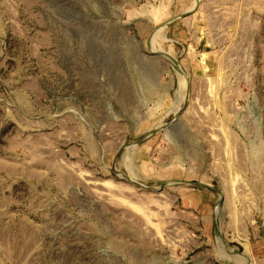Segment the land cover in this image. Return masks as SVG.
I'll return each mask as SVG.
<instances>
[{"label":"rangeland","instance_id":"374dc122","mask_svg":"<svg viewBox=\"0 0 264 264\" xmlns=\"http://www.w3.org/2000/svg\"><path fill=\"white\" fill-rule=\"evenodd\" d=\"M0 264H264V0H0Z\"/></svg>","mask_w":264,"mask_h":264},{"label":"water","instance_id":"95a60500","mask_svg":"<svg viewBox=\"0 0 264 264\" xmlns=\"http://www.w3.org/2000/svg\"><path fill=\"white\" fill-rule=\"evenodd\" d=\"M197 4H198V2L195 4V6H194L193 8H191V9H189V10H187V11L181 13L179 16H185V15L190 14L192 11L195 10V8L197 7ZM172 20H173V18H172V19H169V20L167 21V23H170ZM168 55H170V54H168ZM176 61H177V59H176ZM149 136H150V135L146 136L145 138H143L142 140H140V142H142L143 140H146ZM125 178L128 179L129 181L134 182V180L131 179V178H129V177H125ZM165 183H166V182H163L162 185H161V187H163V186L165 185ZM220 203H221V202H219V204H220ZM214 222H215V227L218 228V226H217V221L214 220ZM218 232H219V234L221 235V232H220L219 230H218Z\"/></svg>","mask_w":264,"mask_h":264}]
</instances>
